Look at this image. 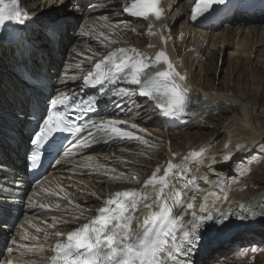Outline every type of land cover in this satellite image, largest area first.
Returning <instances> with one entry per match:
<instances>
[{
	"label": "bare ground",
	"instance_id": "6f19581e",
	"mask_svg": "<svg viewBox=\"0 0 264 264\" xmlns=\"http://www.w3.org/2000/svg\"><path fill=\"white\" fill-rule=\"evenodd\" d=\"M129 1L133 0H59V2L58 0H20L19 3L21 7H23L28 14L45 15V18L50 20L46 25L41 24L37 29L25 33V36H30L33 40H39L33 50L30 49L25 52L29 55L26 59L28 60L30 58V67L32 71H36L41 78L49 83L54 82L49 84V86H51L52 91H56L57 94H60L64 89L70 92L74 90L76 86L80 85L81 79L85 73L89 71L91 64L97 61L99 57L110 49L119 46H131L138 52L144 54L145 57L153 58L157 43L152 38V35L149 34V24L144 22V20H133L122 12L123 6ZM193 1L194 0H186L185 2L184 0H163V16L159 21L154 23V27L159 28L158 34L161 31L164 32V30H167V32L164 33L168 39L167 52L176 70L186 75V80L183 84L187 85V94L193 97L186 114L179 119H165L156 112V118L152 121H147L143 118V114H148L149 112L138 114L136 107H134L132 111H129L130 103L133 102L135 106L143 105L144 108L150 107L152 110L150 112L154 111V104L150 103L149 105L146 102L133 100H130V103L126 105L124 109H113L111 112L113 116L130 122L131 130L140 137V140L142 136L136 125L138 123L144 125L145 128L151 126L156 127L153 128L156 129L153 134L164 136V147L165 141L175 143L174 145L172 144V146H174L173 153L171 152L167 158H163L160 167L158 165L154 168V166L151 170L144 173L145 175L143 176L147 177H145L142 182H140L142 179L140 176L143 172L140 171L139 173V171H137V173L133 175L138 174V176H134L138 178L130 179V185L126 181H124L125 183L121 181L124 183L123 187L114 186L107 190L103 196H101L102 199L97 201L96 205L93 198H80L77 195L79 193L77 187H80V185H83L82 187L84 188L86 184L89 183H95L96 185L101 184L99 179H96L94 182L91 181L92 177L86 176V172L93 173V176H96V173L100 172L99 177L106 180L117 178V176L108 177L107 174L111 175V170L100 171L102 167H108L106 163L112 162L106 160V158H102L101 155H94L114 151H118V153L124 155H131L134 153L127 151L126 148L119 149V146L141 145V141L131 143L124 142L118 143L117 145L112 143L108 146H103V143L110 140L106 138L104 134L93 136L85 140L84 142L86 145L81 150H78L75 154L69 151L63 156L64 161L51 169V174L45 184L35 188L29 195L28 202L24 203L23 206L22 197L15 195V193L17 194L19 191L18 188H20L19 186L21 185L19 182H13L11 178H7L5 173L0 170V179L6 177V180H2L3 186L0 189V196L5 200V206L1 207H4L2 208L4 210L6 209L4 214L7 215V217H10L9 215L12 213L17 215L22 212L26 213L31 219L26 223L27 231L30 234L31 232L41 233V231L49 234L51 232V227L58 225L57 232L60 233V235L53 239H49L46 236V238H44L38 234L34 235L35 240H43L39 253L40 257L36 259L39 263L49 254L50 244L58 239H64L73 227L85 222L88 218L93 216L98 207L105 206L107 198H114L115 191L123 189L125 191H146L150 197L155 198L160 186H153L154 188H152L150 192V189L143 188V185L145 180L151 177L158 167L160 168V172L157 173V178L163 176L168 163L174 165L172 175H169V179L180 173H183L185 183L188 179L193 177L196 179L199 187L197 189H192L190 192L198 191L201 194L199 197L200 201L205 199L206 194L210 211L215 212L216 209L229 211V207L231 206V211L233 213L239 212L244 214L248 210L254 213V220L250 222V225L240 228L241 234L239 237H232L233 235L229 233L228 236L224 238L225 241L231 237L230 240L232 241L234 239L238 241L240 237L251 240L253 235L254 237L256 236L257 239L261 238L259 236L261 233L258 232V226L256 225L264 221V215L261 214V211L264 210V190L251 194L250 192L257 189L255 185L251 184V186L249 185L248 187L250 191H248V193H250L249 195L240 194L237 196L230 194V187L225 188L226 185L223 180L228 168L222 163L223 157L225 155H232L237 146L243 145L246 146V149L250 150L257 145L261 146L263 144L264 123H254L252 116H249L250 114L246 115L239 110L237 111V107L235 108L231 103L240 99L243 101H251L252 104L254 103L253 105L257 106L261 102H264V89H254L253 87L241 88L238 82H236L238 84L235 85L229 80L223 83H216L215 85V79L208 80L206 75L207 72H215L216 69H219L217 68V63L219 59L223 57L224 62L226 60L230 66L228 72H231L232 75L234 71L236 73L238 69L245 68V75L250 77L253 82L258 81V87L263 83L264 16L251 19L235 15L230 19L228 25L221 27L219 32L202 31L188 25L191 19V10L194 6ZM89 3L94 7L92 11L86 10L87 5H90ZM57 8L59 12L53 14ZM71 9H74V11H71L70 14ZM75 11L82 14V18L79 21H75L76 19L73 18L76 13ZM52 17H56L57 22L63 26L62 36L58 37V43L54 46H46L43 35L45 27L53 21ZM245 24L247 26H245ZM71 31L73 33L72 35H70ZM112 41H115V43H112ZM66 44H69L68 55L66 60L60 64V51H62ZM11 57L12 53L7 52L6 48L0 46V125L4 124L3 126L5 129V132H2L0 128V166L4 168L13 167L15 169L13 175L17 176L16 172H18V169L21 170L19 164L23 161L21 147L27 148L26 143H24L25 133L23 132V128L25 124L24 109L28 96L24 95L19 86L18 82H21V80H19L18 70L12 69L7 65ZM88 57H92L91 62H89ZM208 60L210 66H207ZM77 65H80L79 69L76 67ZM218 72L221 71L219 70ZM11 74L18 76V82L11 78ZM231 74H229V76H232ZM239 76H244V72L239 74ZM246 91H248V93ZM49 94L48 92L46 95H40L39 100L44 102ZM232 99L235 100L232 101ZM204 105L205 107L200 109V107ZM192 108L199 112L193 113V111H191ZM212 108H217L218 110L222 108L229 114L224 116V118H219L217 124H209L208 121L214 119L211 117L213 115L210 114ZM206 111H209L207 112V115H209L207 116L209 127H207L208 125L203 126L204 124H200L201 119L197 121L198 124L195 125L194 128L199 130V128L203 127L211 128L210 125H213L211 128L213 131L210 130L211 134L217 135L215 131L217 127V129L221 131L220 133L223 134V139L225 138L227 142H224L217 151V149H212L213 147L207 143V145H196V143L191 140V145L184 148V152H177L179 149L176 143H180L181 138H177L174 141L171 140L172 136L170 139V134L167 133V130L178 131L183 128L185 124L192 126L193 120L199 119L196 118L195 114H198L201 118V114H205ZM187 118H191V120L188 121ZM257 121L259 120L257 119ZM133 124L136 125L135 128L132 127ZM145 131L146 130H144V132ZM187 136L200 137L201 135L196 133L193 135L186 134V137ZM151 149L154 150V155L159 157L155 148ZM153 150L151 152H153ZM190 150H199L202 154L196 161H183L182 158L185 152ZM86 153L93 155L85 158L84 156ZM135 155L137 154L135 153ZM144 155L145 154H141V157L139 156L140 159L144 158ZM76 156L79 160L71 162ZM186 158L188 159L189 157ZM102 161H104V163ZM218 161H220V163ZM23 164L26 170V165L24 162ZM78 165L84 170L78 169ZM86 169H88V171ZM212 169L216 171L213 172L211 171ZM178 188L182 189V185H178ZM221 190H223L222 194L217 195V193H221ZM235 191H237V188ZM85 194H89V192ZM55 198L57 199L55 200ZM81 199H83L84 205H93L90 207L91 209L89 212H87V208L85 211H83L82 208H65V210H63L68 201L78 203L81 202ZM44 202L52 206L53 212L62 213L57 216L56 222L53 221L52 224L47 226L50 227V230L47 227L44 229L42 224H32V219L38 221V223L39 221L43 222L42 220H44L46 224L49 223V220H47V218L45 219L44 214L37 208L40 204H44ZM64 203H66V205ZM238 205H246V207L241 209L237 207ZM70 213H72V215H69ZM77 216H82V218H75ZM141 219H143V216H141ZM64 222L67 223L65 224ZM61 224H64L62 226H66L64 230L60 228ZM10 225L8 221H4V223L0 225V238L5 236L3 231L6 226ZM31 225H35V227L30 228ZM37 229H40V231H37ZM261 229L264 230V225H262ZM213 238V235H211L209 240ZM16 240L18 244L23 247H26L27 244L29 245V247L19 254L20 257L25 259L24 254L27 250L31 249L32 240L29 242L28 240L30 239H26L22 233L17 235ZM219 251H222V245L215 247L211 255H208L205 259L204 264H210L215 259L213 253Z\"/></svg>",
	"mask_w": 264,
	"mask_h": 264
},
{
	"label": "snow or ice",
	"instance_id": "6c2138e0",
	"mask_svg": "<svg viewBox=\"0 0 264 264\" xmlns=\"http://www.w3.org/2000/svg\"><path fill=\"white\" fill-rule=\"evenodd\" d=\"M259 3L264 5V0H259ZM158 4L159 0H135L130 7L123 8V11L140 18H148L151 14L159 21L162 11ZM251 6V0H197L191 10V20H210L222 9L232 11L234 16L243 15ZM71 11L74 9L70 10V14ZM27 16L28 13L19 6V0H0V41L6 38L4 33L9 25L14 23L24 26ZM62 28L57 21H52L45 27L43 39L46 46L58 43ZM19 38L25 43L34 44L32 37L22 35ZM88 60L91 62L92 57H88ZM160 62L166 65V70L155 67ZM76 67L79 69L80 65ZM29 76L33 74L29 73ZM185 80L186 75L176 70L165 51H159L153 60L134 48H117L98 60L93 69L83 76L81 88L95 89L94 94L80 99L76 95L61 92L49 99L48 114L42 117V123L34 131L30 144L37 151L59 155L63 147L54 133L59 131L75 135L90 127H97L91 122L80 125L72 122L66 118V110L86 115L90 111H97L102 100H111L112 97L118 98L119 107L120 98H132L137 90L140 97L155 102L154 111L165 119L182 118L193 100L187 94V85L183 84ZM121 83L137 87H118ZM32 87L38 96L43 95L39 82ZM58 107L61 110H57ZM125 123L127 122L109 120L102 122L99 127L110 137L140 139L133 132L116 126ZM132 127L135 128L136 125L133 124ZM245 150L246 146H237L232 155L223 157V163L233 162L234 156ZM191 155L198 157L201 153L192 152ZM39 158L33 151L30 159L35 162ZM56 162L60 163L59 160ZM173 168L174 165L168 163L163 176L159 178L157 173L160 168H157L145 182V188L149 185L160 186L155 198L150 197L146 191L129 190L118 192L114 198L106 200L105 206L99 209L90 222L68 233L66 242L56 244L52 264H195V255L205 234L226 226L236 214L231 211V206L229 211H210L206 194L205 199L200 201L201 194L198 191H182L178 185H182L184 190L189 186L197 189L199 185L194 177L185 183L183 173L169 179ZM222 191L217 195L222 194ZM237 207L244 209L246 205ZM3 211L4 209H0V213ZM261 214L264 215V210ZM236 218L248 217L241 214ZM56 235L59 236L60 233Z\"/></svg>",
	"mask_w": 264,
	"mask_h": 264
},
{
	"label": "rangeland",
	"instance_id": "374dc122",
	"mask_svg": "<svg viewBox=\"0 0 264 264\" xmlns=\"http://www.w3.org/2000/svg\"><path fill=\"white\" fill-rule=\"evenodd\" d=\"M66 55H67V50H65L62 53L60 64H62L64 62ZM225 59H226V57H225ZM207 66H210L209 61H207ZM217 68H219V69H216L215 72H212V71L207 72V75H206L208 80L215 79V85H216V83H221V82L223 83V82H226L229 80L232 83H234L235 85H237L239 83L241 85V88L253 87L254 89H264V79H263V83L258 87V85H257L258 81L253 82L250 77H247L245 75V73H246L245 68L244 69L241 68L240 70L238 69V71H236V73L234 71V74L232 75L231 72H228V68H230V66L228 65V63H226V60L224 62V59H222V61L220 60L219 63H217ZM219 70L221 72H218ZM242 72H244V76L241 77V76H239V74H241ZM229 74H231L232 76H229ZM236 82H238V83H236ZM246 92L248 93V91H246ZM233 100H235V99H232V101ZM237 101L236 102L234 101L235 103L234 102L231 103V104H233L232 106H234L235 108L237 107V111L239 110L240 112H243L246 115L250 114L249 116H252L254 123H257V122L264 123V102H261L260 104L255 106V105H253L254 103L252 104L251 101H243L240 99H238ZM240 106H241V108H240ZM211 110H212V112L210 114L213 115L211 117H213L214 119H212L211 121H208L209 124L210 123L217 124L218 123L217 120L219 118H224V116L229 114L228 112H225L222 108L220 110H218L217 108H214V109L212 108ZM192 111H193V113L199 112L196 109H193ZM207 112H209V111H206L205 114H201V116H202L201 118L198 114H195L196 118H199V119H197V120L194 119L192 126H188V124H185L184 127L178 131H171V130L167 131L170 134L169 135L170 139L172 136L171 140L174 141L177 138H181L180 143H176V146L179 149V150H177V152H183L184 148L191 145V140L194 141L196 143V145H205L208 142L207 144H209L211 147H213L212 149H217V150L219 147L222 146V144H224V142L225 143L227 142V141H225V138L223 139V134L220 133L221 131L218 130L217 127L215 128L217 135L211 134L210 130L213 131V129H211L213 127V125H210L211 128L203 127V128H199V130H197V128H194V126L198 124L197 121H200L201 119L202 120H201L200 124H202V125L204 124L203 126L208 125L207 127H209V124L207 122V120H208L207 116H209V115H207ZM153 118L154 117H153L152 112H151V115L147 114L145 117V119H147V120H151ZM257 119L259 121H257ZM187 120L190 121L191 118H187ZM153 128H156V127H154V126L149 127V130L151 131V136L146 137L148 139V141L141 142L140 146H132V147L128 148L132 152L145 154L146 156H144V158L140 159L141 154H137V155H133V156L132 155H129V156L128 155H120V154H115L114 156L108 155V154L102 155V157L108 156L107 159L110 160L111 162L118 161V159H119L118 157H120L122 160H124V161H121L120 162L121 164L117 165L116 168L112 169V171L115 174H118L119 176L121 174H123V175L128 176V177H134V176H138V174H136V175H133V174L137 173V171H139V173H140V171H142L143 174H141V175H145L144 173H146L148 170H151V168L153 166L158 165L160 163V161H162L163 158L166 157L165 147H164V140H165L164 136L163 135H161V136L154 135L153 132L156 129H153ZM196 133H199L201 136L200 137H194V136H187L186 137V134L187 135H189V134L193 135ZM174 144L175 143L173 142V145ZM151 148H155V151L157 152L159 157L154 155V150ZM172 148L174 149V146ZM152 150H153V152H151ZM148 165H149V167H148ZM223 165L227 166V168H228V170L224 176L225 178L223 180L225 181V185H226L225 188L230 187L229 188L230 189L229 191H231V193L229 192L230 194H234L237 196H239L240 194H243V195L248 194L249 195L250 193L255 194L256 192H260V191L262 192L264 190V141H263V144L261 146L257 145L250 150L246 149L243 152L241 151L239 154L234 156L233 162L227 163V165L226 164H223ZM124 167H126V168H124ZM134 178H138V177H134ZM229 183H230V185H229ZM251 184L255 185L257 187V189L252 191V192H250L249 188H248L249 185L251 186ZM91 186H95V188L97 190H100V191H102V189H104V188L110 187V185H107V184L101 185V187H99L98 185H95V184H89L88 185V187H91ZM236 188H237V191H235ZM91 190L92 191H89L87 189L86 191H89L91 193V195L96 196L97 197L96 199L98 200L99 194H96L97 190H94V189H91ZM81 191H83V190H81ZM248 191L250 193H248ZM79 197L85 198L86 196H84V194H79ZM92 198H94V197H92ZM77 205H79V207H77ZM86 206L87 205H82V203L80 202V203H72V205L69 207H77V208L81 207L82 210H86V209H84V208H86ZM263 222L264 221H261V222L257 223V225H256V226H258V228H257L258 232L261 233V235H259L261 237L260 239H257L256 236L254 237V235L252 234L253 236H252L251 240H248L245 237H240L238 241H237V239H235L233 241H229L226 245L222 246V251H219L217 253H213V255H215V259H214L213 264H232V263L233 264H264V230L261 229L262 225H264ZM253 227H255V226H253ZM239 236H240V234L236 237H239Z\"/></svg>",
	"mask_w": 264,
	"mask_h": 264
}]
</instances>
